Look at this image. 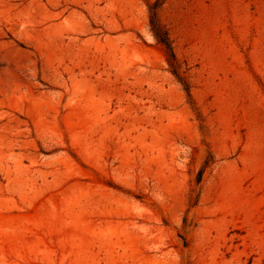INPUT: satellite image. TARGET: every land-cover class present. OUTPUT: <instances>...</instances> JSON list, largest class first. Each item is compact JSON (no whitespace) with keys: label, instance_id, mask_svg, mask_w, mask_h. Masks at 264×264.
<instances>
[{"label":"rangeland","instance_id":"374dc122","mask_svg":"<svg viewBox=\"0 0 264 264\" xmlns=\"http://www.w3.org/2000/svg\"><path fill=\"white\" fill-rule=\"evenodd\" d=\"M154 1L0 0V264H264V0Z\"/></svg>","mask_w":264,"mask_h":264},{"label":"trees","instance_id":"16d2710c","mask_svg":"<svg viewBox=\"0 0 264 264\" xmlns=\"http://www.w3.org/2000/svg\"><path fill=\"white\" fill-rule=\"evenodd\" d=\"M160 5L159 0L154 1L150 5V18H149V24H150V29L157 39V41L165 48L166 53L168 55V61L169 65L172 68V72L176 74V67H175V54L173 52V49L171 47L169 38L166 34V32L163 30V28L160 26L158 23V20L156 18V13L155 10L156 8ZM184 89L186 90V86H184Z\"/></svg>","mask_w":264,"mask_h":264}]
</instances>
